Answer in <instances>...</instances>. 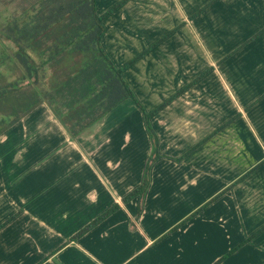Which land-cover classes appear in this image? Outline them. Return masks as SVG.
Segmentation results:
<instances>
[{
    "label": "crops",
    "instance_id": "crops-1",
    "mask_svg": "<svg viewBox=\"0 0 264 264\" xmlns=\"http://www.w3.org/2000/svg\"><path fill=\"white\" fill-rule=\"evenodd\" d=\"M208 1L127 0L104 19L118 66L161 38L123 71L146 110L211 67L150 117L161 156L142 197L123 200L151 152L132 100L75 137L46 102L0 133V264H264V0L195 13Z\"/></svg>",
    "mask_w": 264,
    "mask_h": 264
},
{
    "label": "trees",
    "instance_id": "trees-1",
    "mask_svg": "<svg viewBox=\"0 0 264 264\" xmlns=\"http://www.w3.org/2000/svg\"><path fill=\"white\" fill-rule=\"evenodd\" d=\"M126 1L117 0L99 12L96 0H30L19 12L7 16L0 29V133L41 102L50 106L71 137L126 98L142 110L152 149L141 182L123 196L124 201L142 197L150 182L151 165L159 157L158 136L150 117L211 69L146 110L123 71L161 38L119 66L102 45L104 19ZM118 206L112 205L72 237Z\"/></svg>",
    "mask_w": 264,
    "mask_h": 264
},
{
    "label": "rangeland",
    "instance_id": "rangeland-1",
    "mask_svg": "<svg viewBox=\"0 0 264 264\" xmlns=\"http://www.w3.org/2000/svg\"><path fill=\"white\" fill-rule=\"evenodd\" d=\"M30 0H0V29L2 28V25L4 23V20L7 16H11L13 13H17L20 11V9L29 2ZM129 106L131 107H136L135 105L132 104V101L130 98H126L123 100L120 104H118L115 108V113L114 116L117 117L120 114L128 112ZM222 126L219 127V129ZM197 145H193L191 148L187 149L184 153H182V156L187 155L189 152L192 151ZM151 149H152V144H151ZM157 151L159 153V157L161 156L160 151H159V141L157 144ZM151 153V152H150ZM215 149L210 150V154H214ZM150 155V154H149ZM179 158V157H178ZM156 160V159H155Z\"/></svg>",
    "mask_w": 264,
    "mask_h": 264
}]
</instances>
